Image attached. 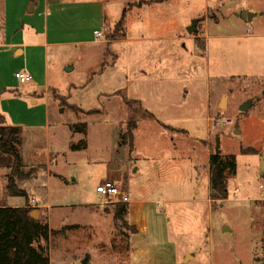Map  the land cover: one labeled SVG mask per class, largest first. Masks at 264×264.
<instances>
[{
  "label": "rangeland",
  "instance_id": "obj_1",
  "mask_svg": "<svg viewBox=\"0 0 264 264\" xmlns=\"http://www.w3.org/2000/svg\"><path fill=\"white\" fill-rule=\"evenodd\" d=\"M105 1L108 17L118 11L117 21L126 20L129 38L117 22L100 43L53 59L51 100L41 93L40 103L49 101L52 125L63 127L58 148L68 153L51 175L41 166L25 167L36 168L30 179H16L28 199L10 195L12 169L0 164V206L27 204L49 224L55 232L39 246L51 264H83L88 255L92 264H132L133 217L145 227L139 241L147 264H264V0L185 1L174 29L181 19L196 17L190 27L200 18L189 35L201 37L186 41L187 58L164 69L162 79L150 75L144 49L155 42L134 38L141 28L151 34L155 20L173 16V9L147 7L140 11L143 22L130 8L121 14L118 0ZM203 35L210 36L206 52L199 48ZM250 99L254 104L243 111ZM5 105L13 113L25 108L19 99ZM133 120L132 150L120 142ZM78 123L88 124V147L71 152L70 143L85 137L68 126ZM218 142L224 159L235 156L237 172L228 181V199L211 211L209 160ZM105 181L124 187L133 216L115 220L123 201L98 192ZM42 201L61 207L49 210Z\"/></svg>",
  "mask_w": 264,
  "mask_h": 264
},
{
  "label": "crops",
  "instance_id": "obj_2",
  "mask_svg": "<svg viewBox=\"0 0 264 264\" xmlns=\"http://www.w3.org/2000/svg\"><path fill=\"white\" fill-rule=\"evenodd\" d=\"M185 1L188 2V0H142L133 6L130 5L129 0L117 1L124 7L121 14L130 8L137 11L133 13L139 14V21H143L140 11L147 7L165 6L168 11L173 9V16L163 15L155 20L157 21L156 28H151V34H145L144 28H141L138 30L137 37L134 38L135 42L139 40L155 42L144 49L148 53L147 63L150 75L156 79H162L166 73L163 70H171L175 60L180 61L182 58H187L185 54L187 55L188 51L185 53L182 49H187L188 39L197 43V39L201 37L199 35L192 38L189 35L192 33L187 31V27L191 24L190 20L196 17L184 21L181 19L179 26L174 29L173 21L177 24V18L180 17L179 11L182 9L180 6L184 5ZM107 5L108 1L105 0H0V109L7 122L10 121V125L20 126L23 129L22 153L24 163L28 167L41 166L51 175V167L58 162L57 159L68 153V150L60 151L58 148L59 136L63 127L52 125L49 101L44 105L41 104L45 96L41 93L46 94L47 99L51 100L50 91L53 88L50 86V69L54 63L53 59L57 58L58 54L69 55L79 47L100 43L94 34L95 30L104 29L120 21H117V18H120L118 11L115 12L113 18L108 17ZM127 5L131 7L127 8ZM152 19L155 18L152 17ZM208 21L207 14L206 27H208ZM126 24L124 19V28ZM123 32V39H128L130 35L128 27ZM203 37L206 39V44L199 48L206 52L210 36L203 35ZM24 69L31 72L34 77L33 81L26 84L20 83L15 75ZM27 95L33 107L27 103L25 99ZM10 99H19L25 108L13 113L5 105ZM71 145L72 143H70V151L78 152L73 151ZM46 202L42 201L46 209L61 207ZM208 203L213 211L210 195ZM25 206L27 204L16 207ZM133 209L129 207L128 216H133L135 211ZM128 223L137 228V232L133 233L131 238L132 264H147L145 256L142 257L139 241V235L145 227L134 217L129 218ZM189 253L190 251L185 256Z\"/></svg>",
  "mask_w": 264,
  "mask_h": 264
},
{
  "label": "trees",
  "instance_id": "obj_3",
  "mask_svg": "<svg viewBox=\"0 0 264 264\" xmlns=\"http://www.w3.org/2000/svg\"><path fill=\"white\" fill-rule=\"evenodd\" d=\"M123 24L124 17L117 23L118 28H122ZM115 38L116 36L112 37V39ZM75 109L83 110L79 106ZM98 111L92 110L90 112ZM70 127L75 133H81L85 136L79 143H72L71 149L74 151L86 149L88 147V124L78 123L72 124ZM137 128L138 121H131L127 131L122 132L120 143L129 144L133 150ZM22 131L20 126L6 125L0 120V164L12 169L7 186L10 195L25 196L28 199L27 191L17 186L16 179L19 181L30 179L36 168H31L29 171L25 170L26 165L22 153L24 142ZM5 159L6 162H2ZM209 164L210 199L214 205L228 199V181L230 177L236 176L237 164L234 155L224 159L221 154L216 153L210 156ZM122 189L124 190L123 186ZM128 212L129 204L120 203L115 212V220L124 221ZM31 214L29 205L25 207L0 206V264H51L50 257L44 254L39 243L42 240H49L55 231L50 228L47 222L34 220ZM136 232L137 229L134 227V233ZM36 244L38 245L36 246ZM83 264H92L89 255L83 260Z\"/></svg>",
  "mask_w": 264,
  "mask_h": 264
},
{
  "label": "built area",
  "instance_id": "obj_4",
  "mask_svg": "<svg viewBox=\"0 0 264 264\" xmlns=\"http://www.w3.org/2000/svg\"><path fill=\"white\" fill-rule=\"evenodd\" d=\"M248 30L251 31V27L248 26ZM108 33V27H105L101 30H95L94 34L97 39L101 40L106 37ZM16 78L20 83L26 84L33 81L34 77L31 72L24 69L18 71L16 74ZM229 122V121H228ZM99 193H101L105 197H110L113 200H120L124 203L130 202L129 195L122 189V186L113 181H105L101 185L97 187Z\"/></svg>",
  "mask_w": 264,
  "mask_h": 264
},
{
  "label": "water",
  "instance_id": "obj_5",
  "mask_svg": "<svg viewBox=\"0 0 264 264\" xmlns=\"http://www.w3.org/2000/svg\"><path fill=\"white\" fill-rule=\"evenodd\" d=\"M254 16H255V15H252V14H250V13H248V12H245V13L243 14V18H244L247 22H251V21L253 20ZM198 23H199V20H198V19L195 20V21L192 23V25L188 28V32H190V33L196 32V31H197V25H198ZM66 70H72V68H66ZM224 100H225V98H224ZM224 100H223V101H224ZM253 104H254V101H253L252 99H250V100L246 101V102L242 105L241 109H242L243 111H247V110L249 109V107L252 106ZM220 153H221V145H220V142H218V144H217V148H216V154H220ZM31 216H32V218H33L34 220H38V219H37V214H36L35 212H32Z\"/></svg>",
  "mask_w": 264,
  "mask_h": 264
}]
</instances>
